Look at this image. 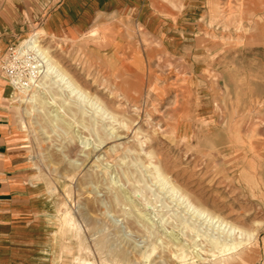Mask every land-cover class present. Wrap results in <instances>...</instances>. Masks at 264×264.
Returning a JSON list of instances; mask_svg holds the SVG:
<instances>
[{"label": "rangeland", "instance_id": "1", "mask_svg": "<svg viewBox=\"0 0 264 264\" xmlns=\"http://www.w3.org/2000/svg\"><path fill=\"white\" fill-rule=\"evenodd\" d=\"M64 1L0 0V27L12 33L0 44V86L9 87L18 145L6 174L17 195L0 205V264H264V15L251 23L246 0H156L159 9L152 0H83L85 8L94 3L90 25L81 28L84 15L65 34ZM78 1L62 12L71 17ZM172 2L185 5L177 21L167 13L181 12ZM208 31L226 38L212 42ZM195 35L198 47L221 42L230 54L253 42L248 59L263 85L251 104L204 80L217 81L223 53L191 56ZM31 36L115 119H90L88 104L80 112L56 88L49 117L26 114L30 105L17 102L23 90L1 66ZM166 180L244 229L245 243L219 259L203 252L205 237L192 241L188 223L226 234L187 210ZM169 233L189 245L184 259L174 256Z\"/></svg>", "mask_w": 264, "mask_h": 264}, {"label": "bare ground", "instance_id": "2", "mask_svg": "<svg viewBox=\"0 0 264 264\" xmlns=\"http://www.w3.org/2000/svg\"><path fill=\"white\" fill-rule=\"evenodd\" d=\"M152 1H153L155 8H157L159 5H157L158 3L156 2V0H152ZM246 1H247V7L246 8H247V11H249L248 15L250 16V19H251L250 22L253 23L254 18L256 19V23L258 22L257 20H260V22H261V16L264 15V0H246ZM172 3L174 4L173 5L174 9H176L178 12H180V11L181 12L179 15L178 14L175 15L170 11L167 13L171 16V18L173 20L177 21L176 17L181 15V13L184 11L185 5L183 2L176 3V4L174 2H172ZM158 9H159V7H158ZM113 14H115V12ZM213 16H215V13ZM206 22H207V20H206ZM211 22H213V21L211 20ZM219 25L215 28H219ZM214 26H216V25H214ZM211 27H213V26H211ZM210 32L209 31L206 32V35L210 38H213V37L216 38V36H217L218 41L221 37H225V34H223L221 32H219V33H216V32L210 33ZM33 36H31L29 38V42H27L24 45V48L21 49V51L19 53L23 57H27V60H28L27 65L29 66V68H28V70H29V78H28L29 83H25L23 81H20V79L16 81L17 84L19 85V86L17 85V87H19L20 90H23V92H22L23 95L20 94V97L17 100L18 105H20V106H22L24 104L30 105V108L26 109V111H25L26 114L32 115L35 112H37V113H43V115L45 117H49L50 113L46 112L45 107H49V106L53 105V103H55L57 96H55V93H53L51 91V89L53 90V88H56L60 92V95L63 98H65L64 102H66V100L68 99V102L73 104V106L79 107L78 110L80 112L82 109H81V105L79 106V104H81V103L88 104L91 108V111L90 110H87V111L83 110L82 112L89 114L90 119L93 118V113L101 114L104 118H106L108 120L109 119H115V115L104 105V103L100 99H98L96 97H92L93 95L91 96V94L89 93L91 91H87L86 88H84L79 82H77L74 79V77L69 72H67V69L65 70V68H63L60 65V63H58V61L55 60V58L50 53V51L41 46L40 41L38 39H33L34 38ZM32 39H33V41H32ZM218 44L219 45H216L215 47L216 48H219V47L222 48L221 42H219ZM147 51H149V49ZM116 65L121 66V69H123L126 64H125L124 60H117ZM127 67L128 66L125 67L124 71H126ZM131 71H132V69L130 71L126 72L128 74V76L126 75L124 77V79L128 80L131 77L129 75V73ZM173 86H175V85H173ZM32 90H33V92H31ZM47 94L50 95L49 99L47 98ZM61 96H59V97H61ZM61 98H59V99H61ZM36 105H38V107L40 109L38 107H36ZM53 106H55V105H53ZM57 115H58V112L56 114L52 115V117L54 118ZM113 131H114V129H113ZM227 146L231 147L230 145H227ZM232 147L234 148L235 146L233 145ZM228 153L232 154L233 151H232V153H231V151H227V154ZM165 182H168V184L171 185V191L181 201V203L185 205L187 210L191 211L197 217L206 221L207 224H212L213 226L217 227V230L221 231L222 234H226V236L224 235L225 237L222 235L215 237L212 234L207 233V231H202L199 227L195 226L194 224L192 226L191 224L188 223L186 225V228L194 234V236L191 238L192 241H194L195 238L205 237V240H203L201 242V245H199L200 243L198 244L200 246V249L203 252L210 253V255L215 257V259H219L221 256H225V254L227 252H230L232 250L235 251L245 243V239H247L249 237V234H247L244 229L237 227L236 225H233L232 223L226 221L225 219H223L217 215H214L213 213H211L209 210L203 208L202 206H199L198 204H196L195 202L192 201V199L189 197V195L187 193L182 191L178 186H176L172 182H170L168 180H166ZM165 184H167V183H165ZM70 220H67V223L66 222H64V223H66V225H67L69 223L68 221H70ZM73 221H74V219H73ZM70 222H72V221H70ZM74 223H75V221H74ZM203 223H205V222H203ZM68 226H69V224H68ZM72 228L74 229V227H72ZM217 235H219V234H217ZM169 237H170V242H172V244L176 245V252L174 253V256H176L177 258H183L184 259V257L186 256L185 255V247L187 248V247H189V245L182 243L180 238L173 235L172 233H169ZM201 250H198V251H201ZM237 253H238V251H237ZM195 254H196V256L199 257V259L201 257H203L198 252ZM230 255H232V254H230Z\"/></svg>", "mask_w": 264, "mask_h": 264}, {"label": "crops", "instance_id": "3", "mask_svg": "<svg viewBox=\"0 0 264 264\" xmlns=\"http://www.w3.org/2000/svg\"><path fill=\"white\" fill-rule=\"evenodd\" d=\"M69 1L70 0L64 1V3L61 5L59 10V16L62 17L61 20L63 21L62 22L63 26H61L63 32L67 34L66 32L69 26L72 27L77 25L79 21H81L82 18H84L83 16L87 15L86 16L87 18H85L86 22L83 25H81L82 26L81 28L86 32L88 26L90 25L91 12L94 7V3L91 4L89 7L85 8V4L87 1L82 0L76 3L74 2L72 6H70L71 17H68L66 14L62 12V9L69 4ZM88 2L91 3V0ZM6 32H7V28L2 29L0 27V44H2L1 42L3 41H7L8 37L12 35L11 32H9V34H7ZM200 41L202 40L198 39V35L190 37L189 42L193 45V48L191 50L192 55L187 54L185 58L191 55L193 57H200L199 58L200 60L201 57L205 56V52L209 51L211 53H216L215 51L220 50V53L218 55L220 57V54L223 53V55H221L223 59H218L217 81L216 80L211 81L208 78H204V80L205 81L207 80L206 82H209L212 85L224 84L225 89H227L228 91V94L235 96L238 102H242V99H244L242 96H246L247 97L246 101L248 103L250 102L252 103L250 99L252 97V93L254 94V89H257L256 87L259 85V83L260 86L263 85L262 84L263 82H258L259 76L257 72H254L253 60L248 59V56L250 57L251 54L253 53V42L244 45L243 48L239 50L236 49L234 53L232 52L230 54L229 52H226V48H220V47L216 48L214 43H210V45L206 47L203 45L202 47H198V45L201 43ZM210 41L213 42L214 41L213 38H210ZM226 57L228 58L227 60H225ZM192 61L197 62L198 60L194 58V60ZM192 61L189 62L192 63ZM188 64L189 63H187L186 65L188 66ZM193 66H192V71H190V73L192 74L191 77H198L199 75L194 72ZM198 66L199 65H197L196 67ZM9 96H10L9 87L0 86V205L15 200L13 199V196L17 195L16 192L17 190L12 188V182H10V180L8 179L10 177L6 175L7 171H9V168H7V166H9L8 164L16 159L15 156H11L10 153L11 151L14 152L18 149L17 147L18 145H12L11 143L13 142L12 140H10L12 139L11 138L12 136L10 135L9 132L10 106L7 104L6 101L7 98H9Z\"/></svg>", "mask_w": 264, "mask_h": 264}, {"label": "built area", "instance_id": "4", "mask_svg": "<svg viewBox=\"0 0 264 264\" xmlns=\"http://www.w3.org/2000/svg\"><path fill=\"white\" fill-rule=\"evenodd\" d=\"M15 50L13 51L10 55L9 58H7L4 61V64H2L1 68L3 72L6 74V76L9 78L11 81L12 86L16 87L17 80L20 79V81H23L25 83H29V70L27 67H24L26 65L28 60H25L26 63L24 65L22 62L24 61L23 58L27 59V57H21V55ZM22 61V62H20ZM19 86V85H18Z\"/></svg>", "mask_w": 264, "mask_h": 264}]
</instances>
